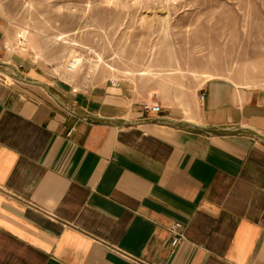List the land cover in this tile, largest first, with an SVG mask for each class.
Segmentation results:
<instances>
[{
    "label": "crops",
    "instance_id": "obj_1",
    "mask_svg": "<svg viewBox=\"0 0 264 264\" xmlns=\"http://www.w3.org/2000/svg\"><path fill=\"white\" fill-rule=\"evenodd\" d=\"M14 37L0 19V264H264V90L77 91Z\"/></svg>",
    "mask_w": 264,
    "mask_h": 264
},
{
    "label": "rangeland",
    "instance_id": "obj_2",
    "mask_svg": "<svg viewBox=\"0 0 264 264\" xmlns=\"http://www.w3.org/2000/svg\"><path fill=\"white\" fill-rule=\"evenodd\" d=\"M0 19L11 51L77 91L128 81L190 112L207 80L264 90V0H0Z\"/></svg>",
    "mask_w": 264,
    "mask_h": 264
},
{
    "label": "built area",
    "instance_id": "obj_3",
    "mask_svg": "<svg viewBox=\"0 0 264 264\" xmlns=\"http://www.w3.org/2000/svg\"><path fill=\"white\" fill-rule=\"evenodd\" d=\"M75 65H76V63H75L74 60L70 61L66 65V68H65L66 72L67 73H71L74 70ZM110 83L113 84L112 81H110ZM114 85H117V83H115ZM144 108H145L146 111H148L150 113H153V114H156V113L161 111L160 106L157 105V104L144 105ZM180 227L181 226L179 224H174V226L171 228V230L173 231V235H174L173 245H175L177 243V241H178L177 237L179 236V234L177 233V231H179Z\"/></svg>",
    "mask_w": 264,
    "mask_h": 264
},
{
    "label": "bare ground",
    "instance_id": "obj_4",
    "mask_svg": "<svg viewBox=\"0 0 264 264\" xmlns=\"http://www.w3.org/2000/svg\"><path fill=\"white\" fill-rule=\"evenodd\" d=\"M26 34H27L26 32H18L17 35H18V39H20L19 41H22L23 39H25ZM17 35H16V36H17ZM55 41H56V39H55ZM79 57H80V56H79ZM71 58H72V60H74L75 63H76L75 68H74V70H73L71 73L79 71L80 63L82 64L83 59H82V58H76V57H71ZM72 60H71V61H72ZM69 62H70V61H69ZM69 62H68V63H69ZM65 68H66V66H65ZM65 71H66V70H65ZM66 73H67V72H66ZM67 74L70 75V73H67ZM72 75H73V74H72ZM110 81L113 82L112 85H114L115 83H117V85H118V82H116V81H114V80H112V79H110ZM110 81H109V84H110Z\"/></svg>",
    "mask_w": 264,
    "mask_h": 264
}]
</instances>
